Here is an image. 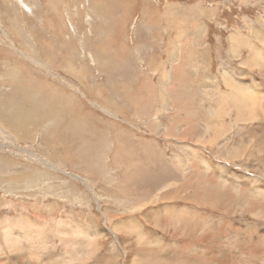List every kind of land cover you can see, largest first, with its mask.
Instances as JSON below:
<instances>
[{"label": "rangeland", "instance_id": "obj_1", "mask_svg": "<svg viewBox=\"0 0 264 264\" xmlns=\"http://www.w3.org/2000/svg\"><path fill=\"white\" fill-rule=\"evenodd\" d=\"M237 31L264 56V0H0V264L264 262ZM225 71L256 92L238 111Z\"/></svg>", "mask_w": 264, "mask_h": 264}, {"label": "bare ground", "instance_id": "obj_2", "mask_svg": "<svg viewBox=\"0 0 264 264\" xmlns=\"http://www.w3.org/2000/svg\"><path fill=\"white\" fill-rule=\"evenodd\" d=\"M230 40H232V42H233L232 49H233V55L234 56H238L239 55V48H241V47H246L247 46V47H249L250 50H252L251 57H249V59L246 62H243V64H246L247 63L249 65H256V66H258V68L264 67V56L261 54V51L257 47H255L254 45H252L247 39H245V37H243L238 31L230 34ZM224 76L226 78L227 86H230L232 88H238V90H239V91H229V92H227L225 94V96L232 102V104L235 106L236 110L238 111L239 107H242L241 106V103H240V97H238L239 94L241 92H242V94H244V92H245L247 94L246 97H249V96H254L253 94H255L256 92H253V94L251 92H248L250 90V88H251V87L249 88V84L246 83V82H243V81H237L233 77V75H231L229 72L225 71L224 72ZM259 89H261V88H259ZM259 89L257 91H259ZM262 90H263V88H262ZM263 95H264V93H263ZM242 105H244V104H242ZM187 107H189V106H187ZM256 108H258V107H256ZM260 111L261 110H259L258 112H260ZM260 115H262V114H260ZM209 116L213 118V121L218 126L219 123L216 121V111H215V109H212V108L209 109ZM258 116H259V114H258ZM261 117H264V116H261ZM256 118L257 117L254 114L251 115V116H248V117L245 114H239V115H237L236 119L234 121H232V123L235 125L237 121H248V120L249 121H252V120H255ZM262 119L264 121V118H262ZM262 127H264V124L263 123H262ZM210 128H212V126H210ZM217 131L218 130H215L213 132L214 133V136L216 135ZM224 132H227V131H224ZM130 230L133 231L132 228H130ZM135 240H136V242H141L142 240H144V237H143L142 232L140 230H138L136 232ZM1 242L4 243L5 240L4 241L1 240ZM23 255H25L28 258L31 257L30 254H24V253H22V255H20V256L23 257ZM0 257L1 258L5 257V253H0ZM68 263L69 264H76L73 260L71 262L68 261ZM40 264H55V263H54V260H48L46 262L40 261ZM261 264H264V262H262Z\"/></svg>", "mask_w": 264, "mask_h": 264}]
</instances>
